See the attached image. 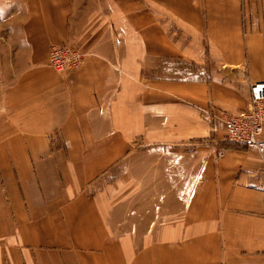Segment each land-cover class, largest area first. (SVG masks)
<instances>
[{
    "label": "crops",
    "instance_id": "0c3cea01",
    "mask_svg": "<svg viewBox=\"0 0 264 264\" xmlns=\"http://www.w3.org/2000/svg\"><path fill=\"white\" fill-rule=\"evenodd\" d=\"M259 79L264 0H0V264H264Z\"/></svg>",
    "mask_w": 264,
    "mask_h": 264
},
{
    "label": "built area",
    "instance_id": "2783aa9c",
    "mask_svg": "<svg viewBox=\"0 0 264 264\" xmlns=\"http://www.w3.org/2000/svg\"><path fill=\"white\" fill-rule=\"evenodd\" d=\"M84 57L85 53L71 45L52 44L49 63L63 73L79 67ZM222 119L229 140L245 144L264 154V79L250 83V99L244 109L224 111Z\"/></svg>",
    "mask_w": 264,
    "mask_h": 264
},
{
    "label": "rangeland",
    "instance_id": "374dc122",
    "mask_svg": "<svg viewBox=\"0 0 264 264\" xmlns=\"http://www.w3.org/2000/svg\"><path fill=\"white\" fill-rule=\"evenodd\" d=\"M62 44H67V43H62ZM82 52L85 53L84 51H82ZM85 56H86V53H85ZM192 66L193 65H191L190 63L186 64L184 61L173 60V61L168 62V64L166 66H163V69H165V71H167V72H170L172 75H174L176 77H182V76L183 77L187 76L190 78L191 77H202V76H204V73H205V75L207 74L206 70H205V72H203L201 68L196 66V64H195L194 68H192ZM228 69L235 70L236 68L229 67ZM240 69H242V68H240ZM243 69H245V68H243ZM162 74L165 75L164 72Z\"/></svg>",
    "mask_w": 264,
    "mask_h": 264
}]
</instances>
